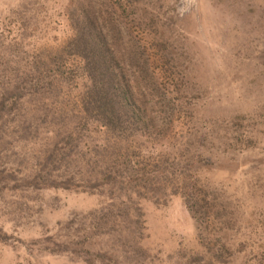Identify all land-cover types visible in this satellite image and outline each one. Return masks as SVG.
I'll list each match as a JSON object with an SVG mask.
<instances>
[{
	"label": "rangeland",
	"instance_id": "1",
	"mask_svg": "<svg viewBox=\"0 0 264 264\" xmlns=\"http://www.w3.org/2000/svg\"><path fill=\"white\" fill-rule=\"evenodd\" d=\"M0 264H264V0H0Z\"/></svg>",
	"mask_w": 264,
	"mask_h": 264
},
{
	"label": "trees",
	"instance_id": "2",
	"mask_svg": "<svg viewBox=\"0 0 264 264\" xmlns=\"http://www.w3.org/2000/svg\"><path fill=\"white\" fill-rule=\"evenodd\" d=\"M82 40V42L80 41ZM90 38L88 34L86 36H83L82 39H78V46H77V51L80 53L83 57L84 52H87L90 47L89 45ZM82 43V44H79ZM101 52V48L99 50ZM84 59L89 61V57L86 55L84 56ZM102 73H105V71H101ZM94 86L90 89V94H91V101L90 103L92 104V107L94 110H96L97 113L101 117H104V119H109L108 116H110L109 108L107 107L109 104V88L105 87V84L101 80L95 81Z\"/></svg>",
	"mask_w": 264,
	"mask_h": 264
}]
</instances>
